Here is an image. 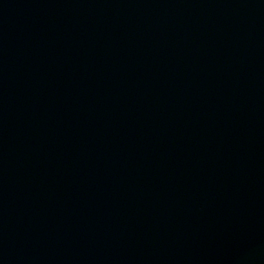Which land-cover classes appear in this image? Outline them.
Masks as SVG:
<instances>
[{"label": "water", "instance_id": "water-1", "mask_svg": "<svg viewBox=\"0 0 264 264\" xmlns=\"http://www.w3.org/2000/svg\"><path fill=\"white\" fill-rule=\"evenodd\" d=\"M0 264H264V0H0Z\"/></svg>", "mask_w": 264, "mask_h": 264}]
</instances>
